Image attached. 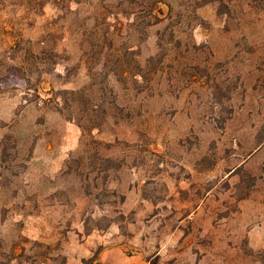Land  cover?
Masks as SVG:
<instances>
[{
    "label": "rangeland",
    "instance_id": "374dc122",
    "mask_svg": "<svg viewBox=\"0 0 264 264\" xmlns=\"http://www.w3.org/2000/svg\"><path fill=\"white\" fill-rule=\"evenodd\" d=\"M0 264H264V0H0Z\"/></svg>",
    "mask_w": 264,
    "mask_h": 264
},
{
    "label": "trees",
    "instance_id": "16d2710c",
    "mask_svg": "<svg viewBox=\"0 0 264 264\" xmlns=\"http://www.w3.org/2000/svg\"><path fill=\"white\" fill-rule=\"evenodd\" d=\"M148 64H149V62H148ZM72 94H75V92L72 91ZM94 141H95V143L102 145V142H100V141H96V140H94ZM86 143H87V142H86ZM85 145H86V144H85ZM104 147H105L106 149H112V148H114L115 146L112 145V144H105ZM96 155H97V156H100V152H98ZM78 156H89V155H87V152H86V153H84V154H80V155H78ZM107 163H108V168H109V169H116V170H118V169H121V168H122V165H121V164H119V163H115V161H113V160L108 159V160H107ZM121 201H122V203L124 202V196H122V200H121ZM119 217L123 219V218H124V215H123V214H120ZM93 221H94V220H93ZM111 224H112V223L109 222V223H107L105 226L109 227ZM94 227H96V228H94ZM94 227L91 226V224H89V223L87 224V223H86V225H85L86 233H87V234H90L94 229H101L103 226H101L100 221L97 220V221H94Z\"/></svg>",
    "mask_w": 264,
    "mask_h": 264
}]
</instances>
